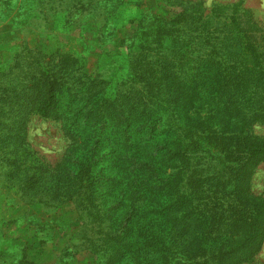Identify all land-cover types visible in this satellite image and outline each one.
I'll list each match as a JSON object with an SVG mask.
<instances>
[{"label":"trees","instance_id":"16d2710c","mask_svg":"<svg viewBox=\"0 0 264 264\" xmlns=\"http://www.w3.org/2000/svg\"><path fill=\"white\" fill-rule=\"evenodd\" d=\"M130 2L142 10L137 0ZM0 5L28 12L20 20L13 16L19 24L48 16L62 29L81 28L83 36L91 32L87 40L99 39L112 15L125 21L126 13L142 51L126 57L127 78L119 77L112 92L106 85L98 96L96 79L83 72L80 77L90 84L84 90L70 82L64 70L48 65V58L63 53L60 49L48 56L26 44L14 58L30 55L27 62L11 61L0 69V109L9 113L13 124L35 92L29 84L42 81L29 114L55 117L66 94L63 117L82 124L86 133L96 117L106 130L116 121L123 155L132 162H120L117 182L106 183L110 191L100 194L101 188L95 193L93 183L101 184L89 168L98 150L89 145L78 164L81 176L80 169L70 174V195L39 192L29 200L32 193L26 194V189L54 174L45 176L52 171L48 164L25 147L15 156L13 139L0 128V183L15 184L22 206L71 200L81 220L104 228L101 241L112 242L111 248L119 251L126 248L111 264H128L127 255L136 256L131 264H252L255 255L243 254L242 247L235 250L238 258L232 252L220 254L239 237L236 225L248 228L247 247L259 248L264 236V195L253 193L249 180L257 164L264 162V135L253 131L254 124H264V80L253 77V61L246 47L241 48L245 40L239 38L240 48L227 51L222 30L214 28L219 24L214 10L203 19L200 12L190 14L187 6L158 21L139 9L131 13L123 0H0ZM172 49L179 52L175 57L168 56ZM85 101L100 103L85 116ZM109 101L118 103L117 109L109 110ZM80 186L90 192L79 193ZM134 218L137 223L127 232ZM15 264L25 263L20 257Z\"/></svg>","mask_w":264,"mask_h":264},{"label":"rangeland","instance_id":"374dc122","mask_svg":"<svg viewBox=\"0 0 264 264\" xmlns=\"http://www.w3.org/2000/svg\"><path fill=\"white\" fill-rule=\"evenodd\" d=\"M130 1L123 0L129 5L128 7H131V13L133 9L136 14L139 8ZM185 1L188 3H181L179 0H137V3L141 4L142 10L139 9V11L157 16L158 21L164 17L170 18L172 10H180L183 6H187L192 15L200 12L203 14V19H207L204 17L214 10L216 21L219 22L214 25V28L216 26L217 29L222 30L224 48L233 53L240 48L239 38L245 40V45H241V48L246 47V54L253 61L251 65L253 77L258 82L264 80V0ZM27 13L18 9L9 11L5 5H0V69H6L11 61L27 62V59L31 58L30 55L22 59L14 58L26 44L48 56L60 49L63 53L52 59L48 58L46 60L50 61L48 65L55 67L54 70H57V67L64 70L70 77L69 81L82 86L84 90L90 88V84L80 77L83 72L87 77L96 79L100 84H97L99 86L94 89V95L98 96L104 94L106 85L109 84V91L112 92L119 77L127 78L126 57L130 58V53L137 55L142 52L139 48L140 44L134 41L135 24L127 23L129 15L126 13L122 15L125 21H118L113 15L108 18L107 27H103L100 38L92 40H87L91 32L83 36L81 28L62 29L52 17L38 16L30 25L27 19L22 24L12 19L16 16L20 20ZM8 14L11 15L7 17ZM219 19H226L229 21L228 25H224ZM204 25L205 28L209 26L208 23ZM65 53L67 56H64ZM178 53L172 49L168 51V56L175 57ZM184 60L188 62L190 58L187 57ZM86 83L87 85H84ZM29 87L31 92H35L31 94V99L29 97L25 101L26 106L21 107V115L17 117L15 124L9 113L4 111V108L0 109V128L13 139L15 143L13 145L17 149L15 156L21 153L20 147H25L27 152L28 150L35 152L36 156L47 163L48 168L53 171L45 173V176L54 174L53 177L45 178L42 183L36 184L38 185L36 188L26 189V194L32 193L28 197L29 200H34L39 192L52 193L54 196L56 193L70 195L72 191L68 182L72 181L71 175H76L74 171L80 169L78 164L82 160L81 153L89 145L93 148L97 147L98 150L95 159L90 163L92 167L89 170L101 184L94 187L93 183V191L100 192L101 188L100 194L110 191L106 183L109 180L117 182L120 162L132 165L129 157L123 155L124 147L120 143L121 132L115 129L117 122L112 120L110 122L112 130H106L104 124L96 117L89 133H86V130L81 127L82 124L70 121L68 116L63 117L67 110L66 94L55 117L42 118L34 113L29 114L28 110L35 104L33 98L37 97L39 89H43V82H31ZM99 103L100 101H93L89 104L85 101L81 111L86 116L95 112L93 106L96 107ZM111 105L109 110L114 111L118 103L109 101V106ZM253 131L257 135H264V124H254ZM121 149L122 153H120ZM126 158L129 160H125ZM89 160L84 161L88 163ZM15 162L19 163V161ZM80 171L81 176L82 170ZM249 180L250 190L256 195H264V162L257 164ZM14 185L5 186L0 183V217L3 218H0V264L3 262L15 264L20 257L25 264H111V259L120 258L119 252L126 253L124 250L126 248L120 247L122 251H119L116 246L112 245L111 248L112 242L101 241L105 236L101 234L104 228L96 229L94 224L81 220L76 204L71 200L68 202L55 200L48 206H22L20 191ZM88 192L90 191H86L85 187H79V193ZM136 223V218L130 220L127 232H132ZM234 228L238 230L239 237L231 241L229 248L221 249L220 254L232 252L238 258L240 253L235 250L242 247L243 254L247 252V254L255 255L252 264H264V236L259 248L254 245L247 247L248 228L243 224L236 225ZM127 256L128 264L135 261L136 256ZM233 259L234 257L231 258Z\"/></svg>","mask_w":264,"mask_h":264}]
</instances>
